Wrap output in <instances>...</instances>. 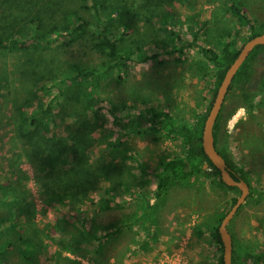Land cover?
<instances>
[{
  "label": "rangeland",
  "instance_id": "1",
  "mask_svg": "<svg viewBox=\"0 0 264 264\" xmlns=\"http://www.w3.org/2000/svg\"><path fill=\"white\" fill-rule=\"evenodd\" d=\"M54 1L53 18L49 19L51 26L65 27L66 15L73 11L88 15L77 1ZM229 1L162 0L159 3V0H148L145 12L132 10L136 14L132 21L129 19L130 37L127 43L141 45L150 54L166 47L178 48L177 34L183 39H190L191 32H197L199 43L219 48L221 37L230 32L240 39L238 47H241L245 42L241 38L243 21L240 23L232 14ZM236 1L252 16L259 29L264 28V0ZM112 29L121 28L114 25ZM172 29L176 34L171 32ZM42 53L47 58L69 60L68 63L95 64L101 60L99 54L90 48L86 36L76 37L69 45H50ZM33 57L35 59L29 63L32 73L36 68V57ZM21 61V53H8L0 58V67L1 79L4 80L6 73L10 85L16 87L23 98L26 89L32 90L41 85L44 75L38 73L40 76L34 86L33 78L29 76L31 72L21 75L22 68L20 73L16 69ZM215 69L197 50L186 47L174 54H160L145 63L132 60L125 69L115 72L110 81L102 82L92 93L87 80H71L73 73H68L71 69L66 67L64 73L61 72L68 78L65 93L62 92L60 99L53 102L59 127L56 132L54 129L51 132L57 133V136H68L64 128L74 118V112L70 111L74 103L68 101L69 96L78 98L82 105L92 109L102 103H113L121 124L113 123L106 108L88 120L86 127L99 158L92 184L102 177L104 181L94 189L86 187L84 194L79 196L78 206L67 202L63 212L58 214L53 211L54 199L45 188L49 185L42 180L39 168L26 160L21 145L15 140L8 141L4 135L10 121L7 117L0 121V153L3 154L0 168L12 159L11 165L18 169V181L26 195L23 202L26 220H23L20 231H29L40 242L44 261L49 264L216 263L222 248L208 229L222 219L232 197L239 193L228 189L216 177L193 175L172 184L165 193L156 196L154 173L159 170L163 157L181 153L183 144L166 132L145 128L144 119L139 115L156 107L169 109L177 117L196 118L212 103L213 96L208 86ZM263 69L264 60H261L256 73ZM43 92L41 89L38 95ZM56 93L58 88L49 89L50 97ZM4 100L7 102V99ZM226 103L228 112L238 109L224 124L222 131L231 136V156L252 173L250 192L256 189L241 204L228 225L240 255L248 251L253 253L252 257L243 258L236 264H264V93L256 97L253 110L235 98ZM0 105L1 113L3 100ZM48 127H52L50 121ZM109 141L114 144L109 145ZM10 145L14 147L13 152ZM146 201L153 204L155 240L147 238L141 226L128 223L143 209ZM92 202L95 204L91 205ZM74 212L86 218L87 222L80 221ZM9 215L8 208L0 207V220L9 219ZM56 223L61 233L54 230ZM107 233L110 234L103 238ZM17 237L13 230L0 233L1 245L12 243L4 251L7 264H46L37 256L31 262L21 259Z\"/></svg>",
  "mask_w": 264,
  "mask_h": 264
},
{
  "label": "trees",
  "instance_id": "2",
  "mask_svg": "<svg viewBox=\"0 0 264 264\" xmlns=\"http://www.w3.org/2000/svg\"><path fill=\"white\" fill-rule=\"evenodd\" d=\"M61 1L57 3L62 5ZM74 1L79 2L81 8L88 15H81L78 11H73L66 15V26L58 28L51 26L49 20L53 18L52 8L56 5L54 0H0V58L8 53H21L22 61L16 69L20 73L22 68L21 75L26 71L31 72L29 76L31 79L33 78L34 86L40 76L38 73L44 75L41 85L33 86L32 90L26 89L23 94L24 97L21 98L22 95L18 93L17 88L10 85L6 73H4V80L1 79L0 67V101H4L0 121L2 122L7 117L11 124L5 127L4 135L8 137V141L15 140L21 145V152L26 156V160L35 168H39L40 173H42V180H45V184L49 185L45 188L49 190L48 193L54 199L52 206L56 214L63 212V206L67 202L78 206L79 199L84 194L86 187L90 186L94 189L95 186L104 181L101 176V179H97L92 184L91 179L97 171L95 166L99 158L92 147L93 139L91 136L89 137V130L86 127L89 124L88 120L106 108L112 116L113 123L121 124L117 107L113 103H102L92 109L82 105L78 98L69 96L67 97L69 98L68 101L74 103L72 109L70 108V111L74 112V118L72 123L64 128L68 136H57V133L51 132L53 129L56 132L59 127L53 102L57 98L60 99L62 92L65 93L68 78L63 73L66 67L71 69L68 73H73L70 77L71 80L74 81L79 78L87 80L90 85V92L94 93L102 82L110 81L115 72L125 69L132 60L145 63L157 58L160 54H174L178 51L181 52L186 47H192L216 67L213 79L208 86L209 93L214 97L225 70L233 62L240 48L238 47L240 39L230 32H226L221 37L219 48L214 45L199 43L198 33L191 32L192 38L190 39H183L180 34L176 35L179 42L178 48L166 47L162 51L149 54L141 45L134 46L127 43L130 37L129 19L131 21L134 19L135 10L145 12V5L148 0ZM161 2L162 0H159V3ZM228 5L240 23L243 21L241 23V38L244 41L264 32V28L259 29L253 23L252 16L243 9L238 1L230 0ZM133 8L134 11L132 12ZM114 25L121 29L114 31L112 29ZM171 32L176 34L174 29ZM64 36H67L68 39H62ZM78 36L88 37L90 48L101 58L99 63L82 64L77 61L68 63L69 60L47 58L42 53L50 45H69ZM37 52H40L41 55ZM33 56L36 57V62L34 61L36 68L32 73L29 63L35 59ZM261 60H264V44L256 45L237 70L214 125L215 145L218 151L226 160L234 177L243 178L248 183L252 173L231 156V146L233 145L231 136L223 132L222 127L238 109L237 107L229 112L226 110V102L229 99L235 98L250 110L255 109L256 97L260 93H264V69L259 74L256 73L257 65ZM12 64L14 65L15 62ZM53 87L58 88V93L50 97L49 89ZM41 89L44 92L38 95ZM4 99H7V102ZM210 106L196 118L190 120L177 117L169 109L156 107L147 109L145 113H139L140 117L144 119L145 128L166 132L179 139L183 144L181 153L171 157H163L159 170L154 173L156 196L165 193L172 184L193 175L206 178L216 177L228 189L239 193L238 188L227 186L222 182L219 169L203 150L202 130ZM49 121L52 126L50 129L48 127ZM118 143L120 144V142ZM110 144L114 143L109 141ZM10 147L13 152L14 147L11 145ZM2 158L3 154L0 153V162ZM132 158H134V154ZM10 162L3 164L0 168V207L8 208L10 214L9 219L0 220V233L6 230L15 231L18 236L17 249L21 259L31 262L37 256L44 261L45 256L42 255L40 242H37L36 238L29 234V231L26 233L20 231L23 220H26V210L23 207L26 195L18 181V169H14ZM204 164L207 166L204 167ZM142 170L145 171L146 169L142 168ZM255 191L256 189H252L250 194ZM238 195L235 194L232 197L229 209ZM111 198L109 197V200H112ZM94 204L92 202L91 205ZM152 213L153 204L146 201L143 209L134 215L132 222L128 223L141 226L146 237L155 240ZM75 214L80 221L87 222L86 218L81 217L78 213ZM223 216L224 214L221 218ZM7 221L8 224H6ZM220 221L221 219L216 225L210 226L208 232L222 248L218 232ZM56 224L53 225L54 230L61 233L58 223ZM109 234H104L103 238ZM10 245H12L11 242L2 243V245L0 243V264H7L4 251ZM252 256V251L240 255L233 243L232 264ZM215 264H223L222 253L218 255Z\"/></svg>",
  "mask_w": 264,
  "mask_h": 264
},
{
  "label": "water",
  "instance_id": "3",
  "mask_svg": "<svg viewBox=\"0 0 264 264\" xmlns=\"http://www.w3.org/2000/svg\"><path fill=\"white\" fill-rule=\"evenodd\" d=\"M259 44H264V32L249 38L239 48L237 56L225 70L223 78L216 90L211 106L204 119L202 130L203 150L212 163L219 169L222 182L227 186H234L239 189V195L237 196L236 201L222 217L218 226V232L222 243L223 264H232L233 239L228 225L236 214L238 208L249 196L250 184L243 178H236L232 174L226 160L215 145L214 125L237 70L253 51L254 47ZM206 166L207 164H204V167Z\"/></svg>",
  "mask_w": 264,
  "mask_h": 264
}]
</instances>
